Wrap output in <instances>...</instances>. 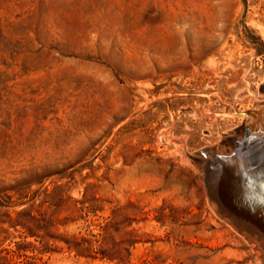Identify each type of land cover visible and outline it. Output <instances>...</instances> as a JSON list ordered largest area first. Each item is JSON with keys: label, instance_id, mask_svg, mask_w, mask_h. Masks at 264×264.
Masks as SVG:
<instances>
[{"label": "rangeland", "instance_id": "obj_1", "mask_svg": "<svg viewBox=\"0 0 264 264\" xmlns=\"http://www.w3.org/2000/svg\"><path fill=\"white\" fill-rule=\"evenodd\" d=\"M263 95L264 0H0V264H264L197 159Z\"/></svg>", "mask_w": 264, "mask_h": 264}, {"label": "bare ground", "instance_id": "obj_2", "mask_svg": "<svg viewBox=\"0 0 264 264\" xmlns=\"http://www.w3.org/2000/svg\"><path fill=\"white\" fill-rule=\"evenodd\" d=\"M257 108L263 115L260 124L257 121L255 128L243 130L245 140L234 137L236 146L232 152L204 149L197 159L203 164V177L216 209L231 224L234 222L240 230L254 237L263 248L260 255L264 257V108ZM243 112L247 119L253 117L248 115L254 111Z\"/></svg>", "mask_w": 264, "mask_h": 264}, {"label": "trees", "instance_id": "obj_3", "mask_svg": "<svg viewBox=\"0 0 264 264\" xmlns=\"http://www.w3.org/2000/svg\"><path fill=\"white\" fill-rule=\"evenodd\" d=\"M85 241L86 239L84 237L80 238L76 236L73 241L74 243H70L69 247L72 248V246H76V245L80 246V244L84 243ZM73 244H76V245H73ZM105 254L106 253H104V256H106Z\"/></svg>", "mask_w": 264, "mask_h": 264}, {"label": "water", "instance_id": "obj_4", "mask_svg": "<svg viewBox=\"0 0 264 264\" xmlns=\"http://www.w3.org/2000/svg\"><path fill=\"white\" fill-rule=\"evenodd\" d=\"M201 153V152H200Z\"/></svg>", "mask_w": 264, "mask_h": 264}]
</instances>
